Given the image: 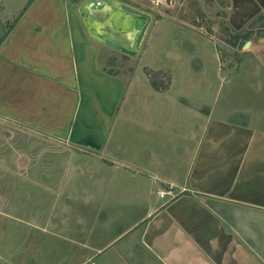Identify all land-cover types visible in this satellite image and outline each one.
Returning a JSON list of instances; mask_svg holds the SVG:
<instances>
[{
	"label": "crops",
	"instance_id": "crops-1",
	"mask_svg": "<svg viewBox=\"0 0 264 264\" xmlns=\"http://www.w3.org/2000/svg\"><path fill=\"white\" fill-rule=\"evenodd\" d=\"M72 5L32 0L15 9L0 40V117L65 141L63 150L71 151L53 181L41 170L27 175L32 159L13 165L51 187L38 211L14 210L13 226L38 231L40 251L55 254L52 262L40 258L43 264H94L120 241L126 246L115 248L116 256L133 243L160 264H264V117L256 121L252 108L240 109L232 98L230 110L218 108L217 97L212 103L192 93L189 81L179 94L173 78L167 90L154 89L146 68H162L142 66L139 54L127 55L133 72L108 70L106 55L122 52L93 39ZM261 48L254 51L264 61ZM241 110L246 119L228 113ZM129 167L140 190L130 195L142 203L140 218L122 225L119 214L96 208L92 185ZM14 176L13 198H27L16 193ZM87 177L88 190L80 184ZM169 188L172 194L160 197ZM58 200L69 202L59 211Z\"/></svg>",
	"mask_w": 264,
	"mask_h": 264
},
{
	"label": "rangeland",
	"instance_id": "rangeland-1",
	"mask_svg": "<svg viewBox=\"0 0 264 264\" xmlns=\"http://www.w3.org/2000/svg\"><path fill=\"white\" fill-rule=\"evenodd\" d=\"M31 1L0 0V40L8 29L9 20L11 19L10 23L13 20L15 9L24 4L28 5ZM81 1L71 2L72 9L77 15H79L77 6ZM121 1L152 14L153 20L138 57L142 66L162 68L159 71H162L164 83L173 78L176 94L181 91V83L187 84L189 81L192 93L205 97L212 103L217 97L218 108L230 110L225 103L232 98L238 108L243 110L252 108V118L256 121L264 117V61L259 60L254 51L262 47L260 54H264V3L258 6L261 0ZM1 21H5L4 26H1ZM239 29V36L247 35V40L235 41L234 44L235 32ZM248 42L251 43L253 51L250 50V45H246ZM111 53L116 54H107L104 61L108 70L120 75L134 71L135 60L122 53ZM221 65L224 73L218 72ZM238 69L239 73L236 72ZM141 71L144 72V68ZM221 76H224V79L222 86H219ZM260 83L262 88L255 89ZM228 113L235 119L248 117L242 110ZM28 128L0 117V264H43L40 258L52 262L55 257L54 253L47 254L42 248L40 251L37 230L23 233L20 224L13 226L11 216L14 210L18 213L26 209L27 213L29 210L31 213L38 211L41 199L45 197L41 195L50 190V183L46 185L36 174L32 175L34 179L28 180V177L25 178L21 173V169H15L13 165L19 166L18 162L32 159L36 161V167L27 168L25 171L27 175L41 170L48 180L53 181L56 174L64 171L71 159V151L63 150L65 146L68 148L65 141L39 135ZM129 169V173L126 174L110 173L105 182L95 181L92 185L96 208H105L104 211L108 214H119V222L122 225H130L140 218L142 203L141 199H133L130 195L133 193L132 196H135V192L138 194L140 190L137 187L139 184L136 183V169L133 167ZM13 174L14 179L16 177L19 180L16 193L25 191L27 198H13ZM100 177L99 175L96 178ZM23 179H26L25 186ZM80 180H82L80 184H83L82 189L91 188V181H86L88 177ZM156 196L157 188L154 187L152 198ZM54 202V199L49 200L47 206ZM57 202H61L60 211L65 207L63 204L69 201ZM41 206H44V203ZM24 216L19 215L18 218H25ZM29 217L32 220L38 219L35 215ZM115 234V226H111L109 235ZM23 239H28L25 242L28 246H24ZM124 246L126 242L120 241L114 247ZM115 248H110L101 256L102 258H95L94 264H160L139 245L128 244L124 257L120 254L116 256Z\"/></svg>",
	"mask_w": 264,
	"mask_h": 264
},
{
	"label": "water",
	"instance_id": "water-1",
	"mask_svg": "<svg viewBox=\"0 0 264 264\" xmlns=\"http://www.w3.org/2000/svg\"><path fill=\"white\" fill-rule=\"evenodd\" d=\"M78 12L93 39L132 57L138 55L153 20L152 14L121 0H83ZM136 17L146 19L141 27Z\"/></svg>",
	"mask_w": 264,
	"mask_h": 264
},
{
	"label": "trees",
	"instance_id": "trees-1",
	"mask_svg": "<svg viewBox=\"0 0 264 264\" xmlns=\"http://www.w3.org/2000/svg\"><path fill=\"white\" fill-rule=\"evenodd\" d=\"M69 1L73 2V3H78L80 0H69ZM239 35L240 34H237L234 37L233 43L235 41L240 42V40H241V42H243V41L247 40V35H243V34L241 36H239ZM146 74L148 75L150 83L154 87V89H156L158 91H165L169 88L171 80H168L164 83L163 78H162V75H163L162 71L147 69Z\"/></svg>",
	"mask_w": 264,
	"mask_h": 264
},
{
	"label": "flooded vegetation",
	"instance_id": "flooded-vegetation-1",
	"mask_svg": "<svg viewBox=\"0 0 264 264\" xmlns=\"http://www.w3.org/2000/svg\"><path fill=\"white\" fill-rule=\"evenodd\" d=\"M83 1V0H82ZM81 1V2H82ZM80 2V3H81ZM79 6V5H78ZM78 6H77V9H78ZM144 11V10H143ZM145 21H146V19L145 18H143V17H136V25H138V24H140V26L139 27H141L144 23H145ZM84 24V23H83ZM151 25V24H150ZM85 26V25H84ZM86 28V27H85ZM86 30H87V28H86ZM240 32V29L239 30H236V32H235V35H237V34H240L239 33ZM145 40V39H144ZM144 42V41H143ZM140 52V51H139ZM139 54V53H138ZM126 55V54H125Z\"/></svg>",
	"mask_w": 264,
	"mask_h": 264
},
{
	"label": "built area",
	"instance_id": "built-area-1",
	"mask_svg": "<svg viewBox=\"0 0 264 264\" xmlns=\"http://www.w3.org/2000/svg\"><path fill=\"white\" fill-rule=\"evenodd\" d=\"M172 192H173V190L171 188H169V189L160 191L159 195H160V197H164V196H166L168 194H172Z\"/></svg>",
	"mask_w": 264,
	"mask_h": 264
}]
</instances>
